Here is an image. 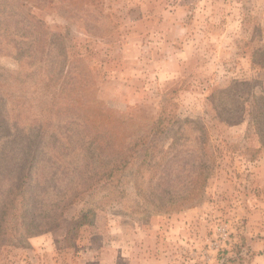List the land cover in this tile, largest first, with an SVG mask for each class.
I'll use <instances>...</instances> for the list:
<instances>
[{
	"label": "rangeland",
	"instance_id": "obj_1",
	"mask_svg": "<svg viewBox=\"0 0 264 264\" xmlns=\"http://www.w3.org/2000/svg\"><path fill=\"white\" fill-rule=\"evenodd\" d=\"M0 264H264V0H0Z\"/></svg>",
	"mask_w": 264,
	"mask_h": 264
},
{
	"label": "built area",
	"instance_id": "obj_2",
	"mask_svg": "<svg viewBox=\"0 0 264 264\" xmlns=\"http://www.w3.org/2000/svg\"><path fill=\"white\" fill-rule=\"evenodd\" d=\"M218 233H219L221 241H225L226 238H227V234H226L225 228H223V227L218 228Z\"/></svg>",
	"mask_w": 264,
	"mask_h": 264
},
{
	"label": "trees",
	"instance_id": "obj_3",
	"mask_svg": "<svg viewBox=\"0 0 264 264\" xmlns=\"http://www.w3.org/2000/svg\"><path fill=\"white\" fill-rule=\"evenodd\" d=\"M157 132L159 133V132H161V131H158V130H157ZM21 198H22V199H25V196L22 195ZM10 225H12V224H11V221H10Z\"/></svg>",
	"mask_w": 264,
	"mask_h": 264
}]
</instances>
